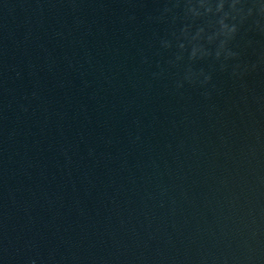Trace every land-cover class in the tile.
Returning <instances> with one entry per match:
<instances>
[{
	"label": "water",
	"instance_id": "1",
	"mask_svg": "<svg viewBox=\"0 0 264 264\" xmlns=\"http://www.w3.org/2000/svg\"><path fill=\"white\" fill-rule=\"evenodd\" d=\"M0 264H264V0H0Z\"/></svg>",
	"mask_w": 264,
	"mask_h": 264
}]
</instances>
